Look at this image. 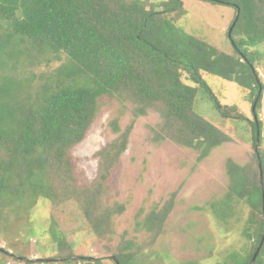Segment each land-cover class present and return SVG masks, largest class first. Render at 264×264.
Instances as JSON below:
<instances>
[{
  "label": "trees",
  "instance_id": "1",
  "mask_svg": "<svg viewBox=\"0 0 264 264\" xmlns=\"http://www.w3.org/2000/svg\"><path fill=\"white\" fill-rule=\"evenodd\" d=\"M203 1L235 8L230 39L237 57L176 26L186 14L181 0H163L159 10L147 8L142 0H0V213L19 208L26 196L43 197L54 209L73 201L91 231L98 237L105 235L111 217L123 207L115 203L102 208L100 203L137 118L150 110L158 112L161 121L151 128V140L192 149L197 162L232 141L194 111L202 87L221 116L246 120L254 141L259 131L258 151L253 150L246 164L226 161L228 188L219 204L222 210L215 209L223 220L233 202L251 209L249 221L255 231L245 228L243 232L251 247L228 256L231 264H249L264 230L258 168L260 159L264 185V132L259 118L257 127L254 118L248 119L236 106L222 105L201 74L250 89L254 102L259 89L252 72L257 52L248 48L264 42V0ZM235 35L241 38L235 40ZM55 62L59 65L49 73L28 69ZM260 85L257 117L264 90ZM103 95L131 105L132 120L94 154L98 159L95 182L80 187L70 149L83 140L96 116L97 99ZM110 123L119 132L117 119ZM169 211L165 206L145 216L141 226L150 233L148 247L162 232ZM257 213L262 216L259 221L254 219ZM52 234L61 241L60 234ZM122 245L113 256L119 264H131L142 249L129 242ZM263 255L264 244L253 264H264ZM60 257L66 260L43 264L102 261L71 253Z\"/></svg>",
  "mask_w": 264,
  "mask_h": 264
},
{
  "label": "rangeland",
  "instance_id": "2",
  "mask_svg": "<svg viewBox=\"0 0 264 264\" xmlns=\"http://www.w3.org/2000/svg\"><path fill=\"white\" fill-rule=\"evenodd\" d=\"M142 1L148 4L147 8L153 6L159 10L163 0ZM181 1L186 14L176 26L221 52L237 57L228 36L235 8L203 0ZM234 38L239 40L241 36ZM248 50L257 52L254 68L264 86V42ZM58 65L55 62L28 69L49 73ZM201 76L222 105L236 106L253 120L250 89L209 73ZM97 104L96 116L83 140L70 149L74 177L80 187L95 182L98 159L94 154L115 139L132 120L129 104L124 105L107 95L99 97ZM194 111L232 141L215 147L197 162L192 149L168 140L159 143L151 140V128L161 119L158 112L148 111L134 121L127 149L108 178L100 206L105 208L116 203L123 207L111 217L109 231L96 236L73 201L54 209L43 197L26 196L19 208L0 213V264H43L35 260L44 258L59 262L61 255L70 253L97 258L102 260L101 264H115L109 256L125 242L142 249L136 252L131 264H231L229 254L251 247L243 234L245 228L255 231L249 221L251 209L247 204L233 202L226 220L219 219L215 209L222 210L219 204L228 188L226 161L232 159L240 165L246 164L256 141L247 121L221 116L202 87L197 90ZM258 114L264 132V90ZM115 119L119 132L110 123ZM165 206L170 207V211L162 232L148 247L150 233L141 224L148 213L159 212ZM261 217L257 213L254 219L259 221ZM51 231L61 235L60 242L53 239Z\"/></svg>",
  "mask_w": 264,
  "mask_h": 264
},
{
  "label": "water",
  "instance_id": "3",
  "mask_svg": "<svg viewBox=\"0 0 264 264\" xmlns=\"http://www.w3.org/2000/svg\"><path fill=\"white\" fill-rule=\"evenodd\" d=\"M238 18V12H237V15H236V18L235 20H237ZM234 26V23L232 24ZM233 26L230 27L229 29V32H228V36L229 38L231 37V32H232V29H233ZM252 72L254 74V77L256 79V82L259 84V89H258V93L254 99V102L252 104V114H253V118H254V121L256 122V125L258 127V117H257V114H256V107H257V104H258V100H259V97H260V94H261V85H260V80L256 74V70L255 68L252 67ZM258 137H259V131L257 130V134H256V144H255V151L257 152L258 151V147H257V144H258ZM258 168H259V181H260V185H261V191H262V210H263V218H264V185H263V173H262V167H261V161L260 159H258ZM264 244V230H263V234H262V237H261V241L257 247V249L255 250L249 264H253L257 255L259 254L262 246ZM109 258H111L115 264H119L118 260L114 257V256H109ZM73 259H78L77 257H73ZM87 260H96L97 258H94V257H87L86 258ZM57 259H53V258H44V259H40V260H35V261H38V262H42V263H45V262H49V261H56ZM62 261L66 260V258H63V259H60Z\"/></svg>",
  "mask_w": 264,
  "mask_h": 264
}]
</instances>
